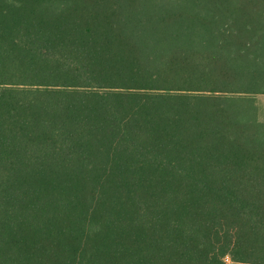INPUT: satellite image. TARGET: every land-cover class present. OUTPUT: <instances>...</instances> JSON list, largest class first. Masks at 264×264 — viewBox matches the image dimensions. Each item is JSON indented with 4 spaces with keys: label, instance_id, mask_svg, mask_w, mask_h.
Segmentation results:
<instances>
[{
    "label": "trees",
    "instance_id": "16d2710c",
    "mask_svg": "<svg viewBox=\"0 0 264 264\" xmlns=\"http://www.w3.org/2000/svg\"><path fill=\"white\" fill-rule=\"evenodd\" d=\"M264 0H0V264H264Z\"/></svg>",
    "mask_w": 264,
    "mask_h": 264
},
{
    "label": "rangeland",
    "instance_id": "374dc122",
    "mask_svg": "<svg viewBox=\"0 0 264 264\" xmlns=\"http://www.w3.org/2000/svg\"><path fill=\"white\" fill-rule=\"evenodd\" d=\"M257 102H258V105L260 107V114H261V118L260 119H261V121L264 122V95L258 96L257 97ZM226 263L230 264L231 261L230 262H226Z\"/></svg>",
    "mask_w": 264,
    "mask_h": 264
},
{
    "label": "built area",
    "instance_id": "2783aa9c",
    "mask_svg": "<svg viewBox=\"0 0 264 264\" xmlns=\"http://www.w3.org/2000/svg\"><path fill=\"white\" fill-rule=\"evenodd\" d=\"M231 260H230V258L228 257V258H226V262H230Z\"/></svg>",
    "mask_w": 264,
    "mask_h": 264
}]
</instances>
